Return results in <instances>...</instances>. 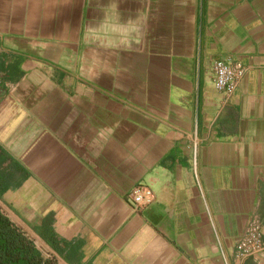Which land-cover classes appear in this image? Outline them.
Returning <instances> with one entry per match:
<instances>
[{"label": "crops", "instance_id": "0c3cea01", "mask_svg": "<svg viewBox=\"0 0 264 264\" xmlns=\"http://www.w3.org/2000/svg\"><path fill=\"white\" fill-rule=\"evenodd\" d=\"M0 212L42 264H264V0H0Z\"/></svg>", "mask_w": 264, "mask_h": 264}, {"label": "built area", "instance_id": "2783aa9c", "mask_svg": "<svg viewBox=\"0 0 264 264\" xmlns=\"http://www.w3.org/2000/svg\"><path fill=\"white\" fill-rule=\"evenodd\" d=\"M214 84L215 87L228 94H232L245 74L241 63H229L223 60L214 62ZM133 202L137 209H143L155 200L154 191L147 185L139 184L131 192ZM264 251L262 223L255 217L246 230L244 236L239 240L235 255L242 260L249 256L259 255Z\"/></svg>", "mask_w": 264, "mask_h": 264}, {"label": "trees", "instance_id": "16d2710c", "mask_svg": "<svg viewBox=\"0 0 264 264\" xmlns=\"http://www.w3.org/2000/svg\"><path fill=\"white\" fill-rule=\"evenodd\" d=\"M0 264H42L39 250L1 212Z\"/></svg>", "mask_w": 264, "mask_h": 264}]
</instances>
